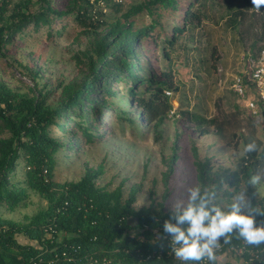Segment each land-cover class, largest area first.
<instances>
[{
    "label": "trees",
    "instance_id": "obj_1",
    "mask_svg": "<svg viewBox=\"0 0 264 264\" xmlns=\"http://www.w3.org/2000/svg\"><path fill=\"white\" fill-rule=\"evenodd\" d=\"M202 1L148 0L132 4L120 15L107 16L96 10L102 0H0V59L4 58L33 83L26 90L16 88L0 71V132H8L6 137H0V207L4 205L13 212L28 196L25 188L10 183V175L17 176L22 161H25V184L47 201L46 208L24 222L0 217V264L179 263L167 254L145 258L165 243L157 236L167 233L163 228L166 220L176 222L173 209L154 203L138 208L135 188L125 198L124 184L114 190L100 185L104 164L87 167L78 181L54 182L53 172L61 150L65 147L72 150L68 139L55 137L54 128L72 135L81 148L93 146L102 141V130L114 135L102 123L105 111H119L118 121L138 135L144 134L136 118L141 114L143 127L155 133L157 140L163 137L169 115L173 116L178 129L172 154L164 157L168 166L165 182L175 172L181 159V143L187 137L192 142L199 185L215 192V202L227 206L247 188L251 204L264 210L259 186L247 183L255 172L264 174V139L255 136L245 139V144L255 139L261 147L233 163L216 165L213 157L201 155L198 138L193 136L217 135L220 140L228 139L230 115L225 119L208 118L189 109L181 111V115L171 114L173 106L167 92L178 91L179 87L167 46L175 47L180 38L192 34L203 23L204 12L196 7L200 4L204 8ZM212 1L231 6L227 0ZM114 6L117 13L121 12L120 3ZM144 11L154 19L150 25L139 26L134 18ZM163 11L176 19L171 30L169 25L162 24ZM240 14L245 13L241 10ZM72 16L82 26L76 37L78 44L68 48L77 73L69 81L44 82L45 66L55 60L53 55H46L50 47H57L53 42L54 24ZM44 29H47L46 42L25 56L26 39ZM61 34L59 30L58 35ZM161 42L168 67H162L159 58L154 63L150 60ZM216 54L215 49L213 56ZM121 101L125 106H119ZM250 114L264 115V105L258 101V112ZM176 116L184 117L185 121ZM180 125L185 127L184 131ZM257 222L264 223V216H257ZM18 236L28 242L21 243ZM244 241L233 234L225 247H240ZM223 252H217V256ZM243 257L248 260L247 254Z\"/></svg>",
    "mask_w": 264,
    "mask_h": 264
},
{
    "label": "rangeland",
    "instance_id": "obj_2",
    "mask_svg": "<svg viewBox=\"0 0 264 264\" xmlns=\"http://www.w3.org/2000/svg\"><path fill=\"white\" fill-rule=\"evenodd\" d=\"M146 1L148 0H102L96 5V10H102L107 16L120 15L132 4ZM227 1L231 3L230 7L212 0H203L204 8H201L200 4L196 6L204 12L203 23L196 27L192 34L188 33L180 38L175 47L167 46L173 56L171 66L179 87L178 91H171L169 95L175 114L181 115V111L189 109L192 113L208 118L218 116L225 119L230 115L228 139L220 140L217 135L193 136L198 138L201 155L213 157V163L216 165L233 163L240 158L239 153L243 149L245 139L251 136L264 139V115L252 116L251 110L243 102L238 101L231 89L233 77L249 70L252 56L256 57L264 48V4L255 6L254 0ZM116 3L123 7L119 13L115 10ZM241 10L244 11V16L240 14ZM163 13L165 15L161 18L162 24L169 25L168 28L171 30L176 19L165 11ZM134 19L139 26L150 25L154 16L144 11ZM179 19L181 21L182 18ZM54 29L53 42L57 47H50L49 53L46 52V55H53L55 59L54 63L45 66L47 76L44 82L50 83H57L58 79L69 81L75 77L77 72L71 63L68 48L78 44L76 37L81 33L82 26L72 16L65 21L57 20ZM59 30L62 31L61 35H58ZM82 38L84 37H80ZM46 39L47 29L31 35L26 39L24 55H28L33 48L39 49L40 43H45ZM163 49L164 44L161 42L156 52L150 55V60L154 63L159 58L160 65L168 67L169 62L163 57ZM215 49L217 54L214 57ZM0 71L4 79L16 88L26 90L33 85L30 79L22 76L17 68H13L4 58L0 59ZM122 93H126V87ZM124 103L121 101L119 106H125ZM126 110L130 111L129 108ZM119 114V111H105L102 123L109 127L114 135L110 136L102 130L100 132L102 141L93 146L86 145L81 148L72 135L63 134L54 128L55 137L68 139L72 147V150L66 147L61 150V157L53 172L54 182L62 184L66 181H78L85 174L87 167L98 168L104 164V173L99 178L100 185H107L110 190H114L124 184L125 198L135 188L134 191L137 193L135 205L138 208L148 207L154 203L157 207L162 204L165 209L172 210L177 201H183L186 205L187 187L199 185L191 140L186 137L181 143V159L175 166L174 174L165 182L164 173L168 171V166L164 157L172 154L178 129L174 117L169 115L164 125L163 137L157 140L155 133L143 127L141 114L135 117L140 129L144 130L143 135H138L127 124L120 123L117 118ZM176 117L185 121L184 117ZM184 129L185 127L180 125V130ZM234 133L237 134L233 135ZM7 135L8 132H0V137ZM25 171V161H22L18 166L17 176L10 175V183H17V187L25 188L28 196L13 212L1 205L0 217L4 219L24 222L47 206V201L41 199L25 184ZM261 183L264 184V181ZM258 186V193L263 197L264 187ZM246 195L248 197V194ZM17 239L21 243L28 242L23 236H18ZM217 264L248 263L243 256L226 252L218 258Z\"/></svg>",
    "mask_w": 264,
    "mask_h": 264
},
{
    "label": "clouds",
    "instance_id": "obj_3",
    "mask_svg": "<svg viewBox=\"0 0 264 264\" xmlns=\"http://www.w3.org/2000/svg\"><path fill=\"white\" fill-rule=\"evenodd\" d=\"M264 4V0H256L255 6ZM261 146L255 139L243 145L240 156L258 151ZM264 174L255 172L248 178L249 185H261ZM187 204L177 201L173 205L171 220L164 222L163 228L172 234L170 247L175 257L184 264L188 262H205L215 264L217 250L223 243H230L233 234L242 237L249 244L264 243V223L257 222V216H264V210L252 205L243 189L227 206L215 202V192H209L200 185L187 187ZM187 222V226H183Z\"/></svg>",
    "mask_w": 264,
    "mask_h": 264
},
{
    "label": "built area",
    "instance_id": "obj_4",
    "mask_svg": "<svg viewBox=\"0 0 264 264\" xmlns=\"http://www.w3.org/2000/svg\"><path fill=\"white\" fill-rule=\"evenodd\" d=\"M250 69L245 71L244 73H239L235 75L231 81V89L235 93L240 103H244L245 106L252 111L253 114L258 112V101L264 105V48H262L259 54L255 57L252 56ZM222 81V79H221ZM172 92L168 91L167 94L170 95ZM171 114H175L172 110ZM170 233H163L157 236L158 239L165 241L158 250L147 254L145 256L146 259H151L155 256L158 258L162 257L163 255H169L174 257L179 261L178 264H182L183 262L179 260V258L175 257L172 249L170 247ZM221 240V247L217 250L230 252L236 254L238 256H244L245 254L248 255V260L245 261L249 263H253L257 261L259 264H264V243L261 248L257 246H247L246 242L244 241L240 247L230 246L225 247V243ZM219 256H217L218 259ZM195 264H205V262H195Z\"/></svg>",
    "mask_w": 264,
    "mask_h": 264
},
{
    "label": "crops",
    "instance_id": "obj_5",
    "mask_svg": "<svg viewBox=\"0 0 264 264\" xmlns=\"http://www.w3.org/2000/svg\"><path fill=\"white\" fill-rule=\"evenodd\" d=\"M219 257H220V256H219ZM219 257H218V258H219ZM217 262H218V259H217Z\"/></svg>",
    "mask_w": 264,
    "mask_h": 264
}]
</instances>
